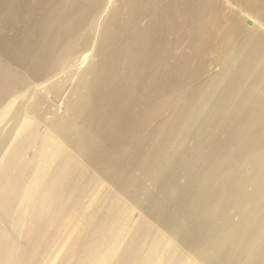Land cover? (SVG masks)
I'll list each match as a JSON object with an SVG mask.
<instances>
[{
    "label": "rangeland",
    "instance_id": "374dc122",
    "mask_svg": "<svg viewBox=\"0 0 264 264\" xmlns=\"http://www.w3.org/2000/svg\"><path fill=\"white\" fill-rule=\"evenodd\" d=\"M0 0V264H264V0Z\"/></svg>",
    "mask_w": 264,
    "mask_h": 264
},
{
    "label": "crops",
    "instance_id": "0c3cea01",
    "mask_svg": "<svg viewBox=\"0 0 264 264\" xmlns=\"http://www.w3.org/2000/svg\"><path fill=\"white\" fill-rule=\"evenodd\" d=\"M122 2H123V4L129 6V2H128V1H126V3H125V2L122 0Z\"/></svg>",
    "mask_w": 264,
    "mask_h": 264
}]
</instances>
